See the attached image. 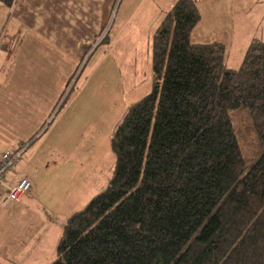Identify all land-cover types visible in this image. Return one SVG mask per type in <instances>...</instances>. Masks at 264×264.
Here are the masks:
<instances>
[{"label": "trees", "instance_id": "16d2710c", "mask_svg": "<svg viewBox=\"0 0 264 264\" xmlns=\"http://www.w3.org/2000/svg\"><path fill=\"white\" fill-rule=\"evenodd\" d=\"M199 18L195 0L165 12L152 88L110 138L113 176L67 218L49 264H264V40L228 68L222 42L190 41ZM238 107L260 146L249 163L229 114Z\"/></svg>", "mask_w": 264, "mask_h": 264}, {"label": "rangeland", "instance_id": "374dc122", "mask_svg": "<svg viewBox=\"0 0 264 264\" xmlns=\"http://www.w3.org/2000/svg\"><path fill=\"white\" fill-rule=\"evenodd\" d=\"M175 1L114 0L107 23L67 76L39 78L44 85L34 78L27 93L12 88V104L21 100L23 108H0V137L26 145L22 159L31 171L18 172L35 187L0 213V232H24L22 247L0 242V264L52 262L67 218L112 178L111 135L128 107L152 88V36ZM195 1L203 20L190 41L222 42L226 66L238 68L251 39L264 40V0ZM57 82L59 92L45 90ZM229 114L249 163L260 146L248 111L238 107Z\"/></svg>", "mask_w": 264, "mask_h": 264}, {"label": "crops", "instance_id": "0c3cea01", "mask_svg": "<svg viewBox=\"0 0 264 264\" xmlns=\"http://www.w3.org/2000/svg\"><path fill=\"white\" fill-rule=\"evenodd\" d=\"M113 2L114 0H13L10 6L0 2V108H23L21 100L12 104L13 87L17 94L27 93V89L35 88L31 86L37 79L42 84L39 78L67 76L75 67L76 61L82 58L93 36L107 23L109 8ZM198 10L200 18L197 24L203 20L199 7ZM193 42L202 43L199 40ZM51 86L45 90L59 92L61 87L58 82L51 83ZM6 100L8 103H5ZM50 102L51 100L47 101L46 105L51 104ZM4 122L2 120L0 124ZM19 143L21 141L17 142ZM17 144L13 145L10 138L0 137V152L12 149ZM22 168L27 172L31 171L21 159L13 172L15 175L12 177L10 173L9 179L14 181L18 178V171ZM32 184L31 191L35 187L34 182ZM25 194L17 202L0 203V213L3 209H10L15 203L24 201L22 197ZM30 200V196L25 198L26 202ZM23 233L0 232V242L6 248L22 247Z\"/></svg>", "mask_w": 264, "mask_h": 264}, {"label": "built area", "instance_id": "2783aa9c", "mask_svg": "<svg viewBox=\"0 0 264 264\" xmlns=\"http://www.w3.org/2000/svg\"><path fill=\"white\" fill-rule=\"evenodd\" d=\"M26 145L19 143L12 149L0 152V203L18 201L20 196L28 192L31 184L26 176H19L14 181L8 175L15 171L16 166L22 159Z\"/></svg>", "mask_w": 264, "mask_h": 264}]
</instances>
